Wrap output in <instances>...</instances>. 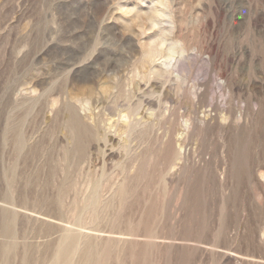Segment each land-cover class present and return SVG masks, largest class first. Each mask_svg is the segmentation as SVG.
Here are the masks:
<instances>
[{
	"label": "rangeland",
	"instance_id": "obj_1",
	"mask_svg": "<svg viewBox=\"0 0 264 264\" xmlns=\"http://www.w3.org/2000/svg\"><path fill=\"white\" fill-rule=\"evenodd\" d=\"M88 91L118 109L79 149ZM68 233L67 264H264V0H0V264Z\"/></svg>",
	"mask_w": 264,
	"mask_h": 264
},
{
	"label": "bare ground",
	"instance_id": "obj_2",
	"mask_svg": "<svg viewBox=\"0 0 264 264\" xmlns=\"http://www.w3.org/2000/svg\"><path fill=\"white\" fill-rule=\"evenodd\" d=\"M158 13V12H157ZM160 13V12H159ZM156 14V13H155ZM161 14V13H160ZM158 17H154L155 19L157 18V21L159 20V17L160 15L157 14ZM152 17V16H151ZM150 19L152 20L153 18ZM154 19V20H155ZM149 20V21H151ZM153 23V21L151 22ZM156 24V20H155V23ZM153 25V24H152ZM161 41V40H160ZM164 41V40H163ZM159 42L158 44H156V47L158 48L159 47V44H163L165 42ZM161 44V45H162ZM176 45V44H174ZM155 48V47H154ZM152 48L153 50L150 49V51H148V53L146 54L145 57H143L142 61H141V68L145 70L146 73L150 72V73H153V69L149 68L147 65L149 64V62L155 58V57H158V56H162L161 58H165V61H169L171 62L172 60H174V57L176 56L175 54L177 53L176 52V48L171 45L165 52H163L162 50H160L159 48L158 49H154ZM148 50V49H147ZM146 51V50H145ZM153 61V60H152ZM151 61V62H152ZM173 63V62H171ZM138 65V64H137ZM169 65H171L169 63ZM153 66V65H152ZM167 66V65H166ZM137 70V69H136ZM99 71V70H98ZM144 72V74H145ZM162 72V71H161ZM149 73V74H150ZM156 73H158V71H156ZM167 73V72H166ZM148 74V75H149ZM165 75V73H163ZM156 75V74H155ZM160 75V74H158ZM128 76V75H127ZM160 76H163V75H160ZM130 78V77H129ZM121 79L117 82V84H122L121 83ZM133 82V81H132ZM148 84V83H147ZM66 89V88H65ZM107 89V88H106ZM109 89V88H108ZM89 92V91H88ZM92 92V91H91ZM86 96H82V97H79L78 95H75L71 94V98H70V103L68 104L67 103V109H68V125L70 128H72V131L74 132V135L76 137V140L77 141V148H81L82 146V141L83 139H88V138H97L100 134H99V123L102 119V116H103V113H107V115H112L114 114L115 110L118 109V106L115 105H110L109 102H107L108 100L105 99L103 101V105L101 106L102 110H100L99 113L97 114H93L92 115L94 116V119H95V122L96 124L93 126V127H90L88 125H86V123H84V118L82 116H80L81 113H79V109L76 108L75 106V103H80L82 107H85L84 109H88V110H95L97 108H99V104H97V100L96 102L94 101V99L92 98V93L90 94V92L88 94H85ZM88 95V96H87ZM120 96V95H119ZM55 97V96H54ZM133 99V98H132ZM57 101V100H56ZM92 101V103H91ZM54 102V101H53ZM56 104V103H55ZM86 105H88V108H86ZM54 106V105H53ZM51 107V106H50ZM100 108V109H101ZM113 110V111H112ZM101 111H104V112H101ZM59 112V111H58ZM117 112V111H116ZM132 112V111H131ZM87 117L89 118V115H87ZM91 117V116H90ZM126 117V116H124ZM93 119V117H92ZM72 134V133H71ZM81 139V140H79ZM103 139V138H102ZM91 140V139H90ZM84 141V140H83ZM107 142V141H106ZM84 148V147H83ZM67 231V230H66ZM75 236L71 233H68L65 237H64V240H63V243L62 245L60 246V248L58 249V253H57V256L55 257L56 258V262L55 264H67L68 262V259H69V256H70V253L73 249V247L75 246ZM80 243V242H79ZM81 244V243H80ZM78 246V245H77ZM76 247V246H75ZM76 249V248H75ZM79 249V247L77 248ZM76 249V250H77ZM74 252V251H73ZM83 259L86 261L85 264H89L91 261V255L89 254L88 256L85 255L83 257ZM73 264V263H72ZM83 264V263H81Z\"/></svg>",
	"mask_w": 264,
	"mask_h": 264
}]
</instances>
